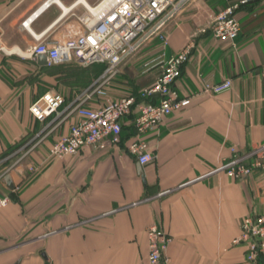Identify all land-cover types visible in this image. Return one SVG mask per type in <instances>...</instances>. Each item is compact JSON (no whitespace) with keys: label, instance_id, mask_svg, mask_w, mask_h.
<instances>
[{"label":"crops","instance_id":"crops-1","mask_svg":"<svg viewBox=\"0 0 264 264\" xmlns=\"http://www.w3.org/2000/svg\"><path fill=\"white\" fill-rule=\"evenodd\" d=\"M99 1L0 0V45L10 51H0V156L31 136L40 139L21 160L0 163V173L7 170L14 185L0 181V194L9 197L0 209V264H147L151 223L171 237L168 264H240L245 246L233 239L244 215L264 211V167L241 180L214 169L230 147L245 152L264 142V0L236 11L240 31L232 41L198 32L230 0H191L167 24L166 55L193 45L175 83L182 95L193 96L142 135L152 153L145 164L126 146L132 116L122 121L119 144L57 157L48 146L71 119L40 132L46 121L28 109L43 91L69 99L101 65L59 63L83 67L76 69L83 85L76 90L58 84L65 73L52 70L59 64H39L17 52L38 39L81 33L79 17ZM160 51L159 40L144 45L90 104L150 84L160 71ZM226 78L229 89L201 92L202 81ZM69 79L76 81L74 74Z\"/></svg>","mask_w":264,"mask_h":264},{"label":"built area","instance_id":"built-area-1","mask_svg":"<svg viewBox=\"0 0 264 264\" xmlns=\"http://www.w3.org/2000/svg\"><path fill=\"white\" fill-rule=\"evenodd\" d=\"M191 0H100L86 7L79 17L84 30L81 33L55 41L37 42L23 51V57L45 55L46 65L74 62L80 65L100 64L98 74L69 99L58 91H45L28 106L30 114L38 121H46L40 132L70 118L68 128L48 146L50 156L62 157L79 152L85 146L104 150L121 142L122 121L132 116L133 133L127 138V149L139 164L152 158L142 135L157 127L160 121L174 111L187 107L193 94L182 95L175 83L181 76L192 43L166 55L165 28ZM228 1V0H227ZM250 0H230L217 10L198 32L209 33L219 40H234L240 31L236 11ZM47 4V3H46ZM26 20L23 23L26 24ZM159 40L161 51L155 61L160 66L157 77L135 92L115 99H107L97 106L90 104L96 97L105 95L127 59L151 40ZM0 51L10 52L0 45ZM231 80L202 81L201 92L216 94L229 89ZM51 126V127H49ZM31 136L0 156V163L17 156L16 162L29 154L39 143ZM231 154L214 169L228 177L241 180L259 167H264V142L245 152L230 147ZM7 170L0 173V181ZM9 197L0 194V209L7 206ZM147 264H168L165 253L170 235L157 223L146 229ZM234 243L245 246L240 264H264V211L246 214L239 222V234Z\"/></svg>","mask_w":264,"mask_h":264},{"label":"rangeland","instance_id":"rangeland-1","mask_svg":"<svg viewBox=\"0 0 264 264\" xmlns=\"http://www.w3.org/2000/svg\"><path fill=\"white\" fill-rule=\"evenodd\" d=\"M83 69V67L82 66H76V65H74V66H69V65H64V64H59V65H57V66H55L54 68H53V70L52 71H54L55 70V72H60V73H62V72H64L65 73V75H63L62 76V79L63 80H60L59 81V85H67L68 86V88L69 87H73V85L74 86H76L77 87V89L76 90H78L79 88H81L83 85H80V84H78V83H80V79H77L78 78V75H79V72H80V70H76V69ZM69 70V71H68ZM73 70H75V71H73ZM62 71V72H61ZM66 71V72H65ZM72 71V73H70ZM74 72V73H73ZM72 74H74L75 75V79H76V81L75 82H73L71 79H69V77H70V75H72ZM73 82V83H72ZM76 84V85H75ZM43 92H45V91H43Z\"/></svg>","mask_w":264,"mask_h":264},{"label":"water","instance_id":"water-1","mask_svg":"<svg viewBox=\"0 0 264 264\" xmlns=\"http://www.w3.org/2000/svg\"><path fill=\"white\" fill-rule=\"evenodd\" d=\"M36 61L37 63L39 64H43L45 65L46 64V60H45V55L44 54H39L36 56ZM3 180L5 181V183L7 184V186L9 188H13V181L11 179V176L9 173L5 174L4 177H3Z\"/></svg>","mask_w":264,"mask_h":264}]
</instances>
